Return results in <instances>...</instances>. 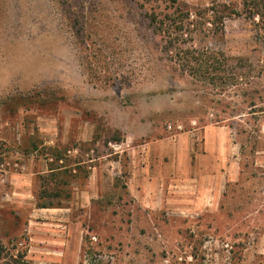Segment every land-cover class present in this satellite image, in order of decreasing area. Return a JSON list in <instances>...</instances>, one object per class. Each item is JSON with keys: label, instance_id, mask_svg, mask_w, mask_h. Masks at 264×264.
Returning a JSON list of instances; mask_svg holds the SVG:
<instances>
[{"label": "rangeland", "instance_id": "374dc122", "mask_svg": "<svg viewBox=\"0 0 264 264\" xmlns=\"http://www.w3.org/2000/svg\"><path fill=\"white\" fill-rule=\"evenodd\" d=\"M241 1L0 0V163L63 167L35 176L37 210L0 187V264H264V76L245 95L221 92L170 61L174 24L166 19L162 37L151 29L154 16L241 11ZM208 27L184 46L223 51L232 65L243 58L255 72L249 19L227 18L219 40ZM207 124L226 126L236 146L217 204L193 212L154 190L151 204L133 180L145 149ZM64 202L73 207L60 225L38 209Z\"/></svg>", "mask_w": 264, "mask_h": 264}, {"label": "crops", "instance_id": "0c3cea01", "mask_svg": "<svg viewBox=\"0 0 264 264\" xmlns=\"http://www.w3.org/2000/svg\"><path fill=\"white\" fill-rule=\"evenodd\" d=\"M172 138L163 139L168 142L167 149L162 148L161 145L158 148V141L145 149L143 156L149 162L140 167L137 165V169L133 168V180L143 181L138 182L142 183L144 192L148 191L146 199L148 201V197H151L152 200L149 201L151 204L156 203L154 202L155 194L164 192L168 194L166 202L171 195L174 197L171 203L178 200L183 203L184 209L193 212L215 206L227 182L233 180L235 175L233 154L236 146L228 128L219 124H207ZM16 152L18 154L19 151ZM51 165L50 160L34 164V161L30 159L24 172L10 170L8 173H1L0 187L4 189L6 198L19 207L25 206L30 207L31 210H37V192L39 191L35 189V176L40 172H54L63 168L53 169ZM148 178L151 180L150 183H147ZM153 190L154 195H152ZM72 196L75 197L73 194ZM180 199L182 201H179ZM67 203H71V200ZM65 204L66 202L64 206H45L38 209L46 214H56L53 222L60 225L61 212L64 210L72 212L73 206ZM28 221L33 246L35 240L31 230L33 219L29 217Z\"/></svg>", "mask_w": 264, "mask_h": 264}, {"label": "trees", "instance_id": "16d2710c", "mask_svg": "<svg viewBox=\"0 0 264 264\" xmlns=\"http://www.w3.org/2000/svg\"><path fill=\"white\" fill-rule=\"evenodd\" d=\"M170 1L174 8L179 3V0ZM241 6V11L227 4H216L203 11H196L195 14L190 9H186L178 16L166 15L165 19L161 20L154 16L151 18V29L155 36L162 37L163 34L169 32L168 29H171V25L174 24L178 36L170 39L169 47L165 46L164 50V52L171 54L170 61L177 64L181 70L188 72L191 77L210 85L212 88L219 89L221 92L235 91L236 89L244 90L243 95H245L248 93V89L245 90L244 87H250L254 83V78L264 76V0H242ZM241 15L249 19L256 30L257 43L254 51L257 54V61L254 73L251 67L246 65L243 58L238 59L243 63L232 65L230 57L223 51L185 47L188 42L186 37L193 32L195 26L200 28L209 24L208 31L215 36V39L219 40L225 33V20ZM166 19L169 23L171 22V25H167ZM167 36L170 38V35ZM55 196H61L60 192L58 191ZM45 206L49 205H40V207Z\"/></svg>", "mask_w": 264, "mask_h": 264}, {"label": "built area", "instance_id": "2783aa9c", "mask_svg": "<svg viewBox=\"0 0 264 264\" xmlns=\"http://www.w3.org/2000/svg\"><path fill=\"white\" fill-rule=\"evenodd\" d=\"M16 168V169H20V168H24L21 159H16V161H14V163H11L9 159H4V161H2L0 163V171L5 174L8 173L10 171L11 168Z\"/></svg>", "mask_w": 264, "mask_h": 264}]
</instances>
